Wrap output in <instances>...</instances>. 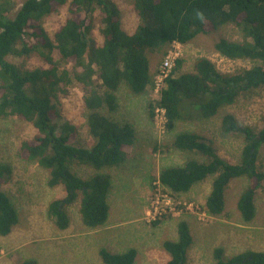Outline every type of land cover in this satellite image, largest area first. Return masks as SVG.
Instances as JSON below:
<instances>
[{
  "label": "trees",
  "instance_id": "trees-1",
  "mask_svg": "<svg viewBox=\"0 0 264 264\" xmlns=\"http://www.w3.org/2000/svg\"><path fill=\"white\" fill-rule=\"evenodd\" d=\"M67 5L68 18L50 36L44 20ZM14 8L13 0H0V116H14L36 128L33 142L24 140L20 153L49 172L50 187H64L66 197L52 201L48 208L60 230L71 225L66 207L77 201L84 225L96 229L106 223L113 180L104 171L125 164L129 156L125 147L135 146L137 138L133 125L119 123L102 110L118 108L116 92L123 83L135 94L154 88L153 54L164 57L175 43L185 45L232 24L242 33L243 41L219 38L215 50L228 59L253 63L249 69L223 74L211 60L198 58L192 71L176 75L182 62L177 59L159 100L149 106L151 117L156 107L165 110L169 131L178 121L210 119L232 106L242 92L264 86V0H135L140 23L133 32L122 27L120 8L114 0H26L11 18ZM97 23L101 43L94 35ZM32 56H38L43 65L31 68L24 64L23 60ZM73 84L80 88L83 105L89 111L91 147L73 144L78 127L61 114V98L70 95ZM221 131L244 138L240 164L220 158L205 135L184 131L175 135L172 144L192 156L183 165L163 168L157 181L177 195L213 177L205 212L220 216L225 211L230 182L247 176L249 183L237 207L248 223L255 218V196L264 182V173L257 166L264 128L255 133L228 113L222 117ZM75 167L91 168L96 174L82 179L74 172ZM11 171L9 165L0 164L2 236L10 235L19 224L18 212L1 188ZM192 243L188 224L180 221L177 241L163 243L170 258L162 264H186ZM99 254L105 264H134L137 251L113 253L101 248ZM223 254L221 248L216 250L217 264H264L263 252H244L228 261H223ZM18 264L37 263L24 260Z\"/></svg>",
  "mask_w": 264,
  "mask_h": 264
},
{
  "label": "rangeland",
  "instance_id": "rangeland-1",
  "mask_svg": "<svg viewBox=\"0 0 264 264\" xmlns=\"http://www.w3.org/2000/svg\"><path fill=\"white\" fill-rule=\"evenodd\" d=\"M13 1L15 8L10 14L11 18L26 0ZM114 1L120 8L122 27L133 32L140 23L134 10L135 0ZM68 16L67 5L44 20L50 36ZM98 25L94 35L101 43ZM219 38L243 41L240 30L227 24L185 45L173 44L164 57L153 54L152 71H156L157 77L170 52L173 53L172 57L182 61L176 75L192 71L198 58L211 60L223 74L253 66L250 60H231L218 53L214 43ZM7 59L15 60L13 57ZM23 61L31 68L43 65L38 56ZM175 66L176 63L173 68ZM95 80L100 84L97 77ZM116 95L118 108L113 112L105 108L102 113L119 123L133 125L137 139L135 146L125 147L129 154L125 164L104 171L113 180L109 197L111 209L106 223L96 229L84 225L78 201L66 207L71 219L69 228L60 230L55 226L48 208L52 201L66 197L64 187H50L49 172L20 153L22 142H33L37 130L32 123L17 117L0 116V164L9 165L12 170L1 188L19 215V224L12 233L0 235V264H18L24 260L37 264H105L99 254L101 248L113 253L134 249L137 251L134 264H162L170 258L163 243L166 240L177 241L180 221H186L193 236L186 264H217L215 253L220 248L224 253L223 261L248 251L264 253V182L256 192L255 218L247 223L237 207L239 196L249 183L247 176L230 182L225 192V211L220 216L205 212L213 177L209 176L187 193L177 195L171 194L157 181L163 168L183 165L192 156L174 148L172 144L175 135L184 131L205 135L212 140L220 158L231 164H240L244 138L236 134L223 135L221 120L225 114H233L241 125L249 126L258 133L264 128V86L242 92L232 106L221 109L210 119L178 121L171 131L164 126L160 114L157 116L154 111V117H151L149 106L159 100L156 86L146 93L135 94L123 83ZM60 105L64 119L78 127L73 144L91 147L94 141L88 128L89 111L83 105L80 88L73 84L70 95L61 98ZM196 158L203 160L199 156ZM257 166L264 173V144L258 152ZM74 172L82 179L96 174L95 170L85 167H75Z\"/></svg>",
  "mask_w": 264,
  "mask_h": 264
},
{
  "label": "built area",
  "instance_id": "built-area-1",
  "mask_svg": "<svg viewBox=\"0 0 264 264\" xmlns=\"http://www.w3.org/2000/svg\"><path fill=\"white\" fill-rule=\"evenodd\" d=\"M175 45H181V44L175 43L173 46H175ZM172 55H173V53L170 52L169 55L166 57V59L164 60L162 66H161V69L158 71V75H157L156 80H155L156 91L159 93V97H160V90H161L162 86L164 85V81L169 76V74L173 70L172 68H173L174 64L176 63L177 57H172ZM155 112H156L157 116L159 114L161 115L162 121H163L164 126H165V124L167 122L165 110L161 107H156ZM158 204L159 203L157 202V205H156L157 208H159Z\"/></svg>",
  "mask_w": 264,
  "mask_h": 264
},
{
  "label": "crops",
  "instance_id": "crops-1",
  "mask_svg": "<svg viewBox=\"0 0 264 264\" xmlns=\"http://www.w3.org/2000/svg\"><path fill=\"white\" fill-rule=\"evenodd\" d=\"M240 197V196H239ZM110 209H111V207H110ZM186 222V221H185Z\"/></svg>",
  "mask_w": 264,
  "mask_h": 264
}]
</instances>
